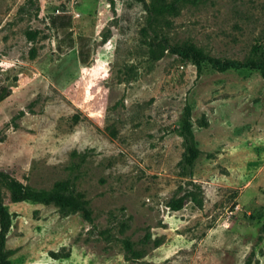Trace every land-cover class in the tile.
<instances>
[{
    "label": "rangeland",
    "instance_id": "1",
    "mask_svg": "<svg viewBox=\"0 0 264 264\" xmlns=\"http://www.w3.org/2000/svg\"><path fill=\"white\" fill-rule=\"evenodd\" d=\"M147 27L139 0H0V169L65 180L92 210L4 190L10 264H264V77L156 44L264 54V0H192Z\"/></svg>",
    "mask_w": 264,
    "mask_h": 264
},
{
    "label": "trees",
    "instance_id": "2",
    "mask_svg": "<svg viewBox=\"0 0 264 264\" xmlns=\"http://www.w3.org/2000/svg\"><path fill=\"white\" fill-rule=\"evenodd\" d=\"M142 8L147 15V28H151L160 17L166 15L174 16L179 13L180 3L192 0H139ZM113 4L114 0H110ZM146 27H142V30ZM156 44L160 45L161 50L168 48L172 53L176 54L181 60L191 61L195 63L197 70L201 64L206 62L213 69L224 71L229 68L235 69H255L264 77V54L258 55L259 46L253 45L251 53L243 59H233L218 57L207 53L204 49L192 42L175 43L168 45L166 40ZM154 42V41H153ZM152 43V42H150ZM152 50V49H151ZM85 62V57H80ZM10 93V87L0 85V101ZM192 105L186 102L181 120L180 132L182 135V143L184 145L183 164L191 167L195 160L201 155L202 151L195 142L194 133L191 125ZM4 190L8 192V197L12 202L32 201L42 203H53L60 209L67 212L78 211L87 220H92V210L88 200L81 191L70 188L65 180H57L50 188H35L26 184L12 175L10 172L0 169V264H10L9 256L14 249L6 247V235L9 231L12 214L4 203ZM178 208L179 203L172 205ZM264 218V207H263ZM264 230V219H263ZM56 254V253H53ZM243 264H250L247 259Z\"/></svg>",
    "mask_w": 264,
    "mask_h": 264
}]
</instances>
